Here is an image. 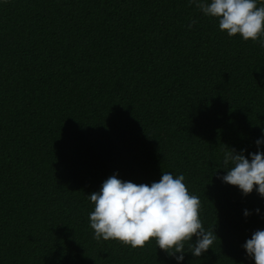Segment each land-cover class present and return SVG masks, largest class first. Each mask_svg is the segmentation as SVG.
Returning a JSON list of instances; mask_svg holds the SVG:
<instances>
[{"label": "trees", "instance_id": "obj_1", "mask_svg": "<svg viewBox=\"0 0 264 264\" xmlns=\"http://www.w3.org/2000/svg\"><path fill=\"white\" fill-rule=\"evenodd\" d=\"M257 139L264 47L189 0H0V264H177L89 225L108 177L163 172L184 175L218 237L181 264H255L243 245L264 198L217 174L226 147L248 156Z\"/></svg>", "mask_w": 264, "mask_h": 264}, {"label": "clouds", "instance_id": "obj_2", "mask_svg": "<svg viewBox=\"0 0 264 264\" xmlns=\"http://www.w3.org/2000/svg\"><path fill=\"white\" fill-rule=\"evenodd\" d=\"M189 4L215 18L219 30L229 37L239 35L244 41H259L264 47V0H189ZM196 22L192 20L188 27ZM255 143L258 150L248 156L245 150L237 152L226 147L222 167L226 174H215L244 196L255 191L264 198V151L259 150L264 139ZM184 180L183 174L163 172L158 182L135 184L114 173L102 183L99 192L89 195L94 205L89 214L94 239L115 240L132 249H144L154 239L157 248L177 264L184 260L186 251L201 257L212 249L218 237L214 228H205L200 216L201 200L189 192ZM255 212L259 214L260 210ZM249 215L245 209L244 216ZM243 248L255 264H264V230L254 231Z\"/></svg>", "mask_w": 264, "mask_h": 264}]
</instances>
